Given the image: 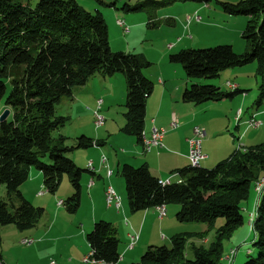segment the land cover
<instances>
[{
	"label": "trees",
	"instance_id": "trees-1",
	"mask_svg": "<svg viewBox=\"0 0 264 264\" xmlns=\"http://www.w3.org/2000/svg\"><path fill=\"white\" fill-rule=\"evenodd\" d=\"M186 1L207 0H146L126 3L123 9L147 11L149 24L157 25L161 20L156 12L161 6ZM221 4L229 15L247 17L242 33L246 49L236 52L231 44H220L168 55L171 63L182 65L190 83L181 93L182 99L194 106L232 99L244 90L224 91L198 80L218 78L226 69L255 63L260 103L264 98V0ZM103 18L100 10L87 9L78 0H0V101L5 98V108L12 115L0 123V183L6 187V196H0V228L31 229L44 215L42 206L32 204L19 191L33 167L42 172L45 190L50 193L58 191L67 175L73 192L63 203L70 213L79 208L84 169L69 153L92 147L97 141L84 134L71 137L63 133L68 117L56 111L62 98H71L75 88L96 74L124 75L126 111L121 131L142 142L146 99L154 88L143 69L152 62L142 54L114 52ZM119 172L133 212L175 203L180 206L176 218L181 223L206 224L211 229L222 221L215 238L206 241L208 246L192 245V257L184 249L193 234L184 232L171 237L169 246H148L131 264H219L222 241L243 224L242 202L248 199L252 185L264 179V141L234 151L211 168L189 164L176 171L180 182L160 183L146 163H124ZM254 208L250 223L257 254L248 253L243 264H264V187ZM86 239L95 260L110 264L120 260L119 238L111 222L96 221Z\"/></svg>",
	"mask_w": 264,
	"mask_h": 264
},
{
	"label": "crops",
	"instance_id": "crops-1",
	"mask_svg": "<svg viewBox=\"0 0 264 264\" xmlns=\"http://www.w3.org/2000/svg\"><path fill=\"white\" fill-rule=\"evenodd\" d=\"M78 1L82 2L84 0ZM187 2L188 1L181 3L184 4ZM235 2H238V0H235ZM204 5L209 7L208 3H205ZM204 5L198 6L195 9V15H193V17L189 15L186 16V21L188 23L191 22L190 26L193 25L192 21L201 22L205 20V17L200 15L202 11L204 12ZM215 11L217 17L219 16L220 20L225 23V25H227L228 27H232L231 33L227 34V36H223L221 42L231 44L232 46H235V44L239 45V41H242L241 39L243 38L242 33L245 28L244 26L246 25L247 17L243 15H229L227 12H225V10H223V8L216 9ZM159 13L160 12L158 10L156 12V18H158L159 20H164L166 17L159 16ZM205 13L208 12L206 11ZM165 21L173 22L175 24V19H171V17H167V20ZM129 30L125 33H129ZM189 37L191 39H194L195 35L192 34ZM166 67L168 69H172V66ZM169 72L170 71H165L159 68L158 71L154 72L152 75L148 76L146 74L148 78L153 81L152 83H154V88L152 93L148 95L146 99L144 131L146 132L145 134L148 135L153 126L164 128L165 133H163L164 136L162 139V146H153L149 150H146L143 143L139 142L135 136H130L129 134H125L121 131V127L124 125L125 119L124 122H122V126L117 132L111 131L107 128V124L105 123L107 119H105L104 125L102 126L103 129L100 130V128L102 127L94 128L93 125L89 122L88 123L90 125L87 128L84 127V124H81L85 118V116H83V112L73 113L71 111V113L67 115L68 122L72 123L73 127L75 124L74 120L79 119L81 123L79 124L80 126L74 128V130H68L67 128H64L62 130L63 133L71 137H79V135L84 134L87 137H91L96 140L97 143L92 147L79 148L76 150H72V152L69 153V156L74 160L75 164L84 169L80 180V206L74 214L79 213L84 204L88 205L89 211L86 214L87 216L78 218L79 224L82 226V230L75 233L73 238H80L79 240H77V242H79V245L74 248V251L73 253H71L68 262H65L63 264H88L83 261L86 253L90 251V245L88 241H86V235L91 231L94 223L101 219L109 221L113 224V227H115L117 232V237L119 238L118 253H120V260L114 264H131L132 262L138 261V256H141L143 254V251H145L148 246L154 245L155 242H157L155 240H158V242H163V244L167 245L166 241L168 240V236H170V234L171 236H174V234L184 232L182 231V228H185L187 230L186 226H191L193 229L199 228V226H194L190 224V222L181 223L177 220L176 213L178 212L177 210L180 209L179 204H174L173 207L169 206V204L166 205V215L162 218L159 217V213L157 212L158 210L156 207H151L147 210L145 209L135 212L131 211L129 209V206H127L128 201L126 204V202L123 201V196H120L116 189L122 188V186L125 185V180H123L124 178H122V176L119 174L121 165H123L124 163H128L133 166H139L143 163H146L151 171V174L161 180L169 179L172 183L171 177H177L179 181L180 175L176 173V171L190 164V161L188 159V138L192 136L191 132L194 126L199 125L205 129V136L203 138V143L201 144V146L206 157H204L200 163V165L203 163L201 165L202 167H209L215 163L217 164L219 161L225 159L234 151L243 149V147H247V144H244L243 140L246 135H248L249 130L255 129L260 131V129H262V127L264 126L262 120L258 118L261 114L264 113V110H260L259 112V109L252 110L251 108L252 111H250L249 113V111L246 112L244 111V108L241 107L237 109L236 116L234 117V131H229V126L231 124L230 120L227 121V124H222V126H213V117L208 118L207 115L209 113H216L217 111H214L215 109L212 108L222 106V100L219 102L208 101L195 106L192 103L184 102L181 93H183L184 89L190 83L189 81H187L186 76H183L182 72H179V70L172 69V74H169ZM115 75L104 77L103 75L96 74L86 84L74 89L71 98H62L60 103L62 105H69L71 108H74L78 103H81V99H79L81 94H88L92 96V98H94V86L97 85L99 86V89H101L104 84H110L111 82H108L110 80L107 79H113ZM236 79L237 80L235 81L232 80V82L227 81L226 85L230 86L228 85V83H231L235 85V88L238 87L239 89H243V81H240L239 78ZM243 90V93H245L246 95L247 92H245V89ZM96 92L99 91L96 89ZM97 97L91 100V104L95 105L94 109L91 110L93 112V116L94 110H97L98 108ZM102 106L103 102L99 108V111L102 110ZM239 110L240 117H238L239 119H237L236 117ZM203 112H205L206 114H202ZM75 114H77L76 118H74ZM218 114L220 116L224 115L223 112H218ZM173 115H175L178 119L177 127L171 126V119ZM253 115H255L254 117L259 121H261V125L259 127H248L246 121ZM217 116V119H222L220 117L218 118ZM222 130H226L227 132H229V134L222 132ZM220 135L225 137L224 141L226 143L218 151L219 145H215L214 139H218ZM251 138V145L257 144L259 142L261 143L262 141H264V132L262 133L260 131V134L251 136ZM109 143L111 146L109 145ZM115 146H121V148L123 149L122 152L113 153L110 148H115ZM104 152H107L109 157L104 155ZM103 157H105V160H103ZM89 162L91 163L90 167ZM109 170H111V174H109ZM64 179L65 178H63L62 182L64 181ZM109 186H112V188H114L117 194L120 196L119 201L121 203L119 208H116L114 206L109 207L105 204V191ZM71 188L68 189V196H70L73 192ZM19 191L27 200H29V202H32V204L34 205L42 206L45 210L44 215L41 216L42 218L40 219V221L36 226H34L37 227L38 224L42 222L33 232L35 238L29 237L34 240V242H32L33 244H31L33 245L32 247L39 249V251L43 253V249H48V242L51 241V239L53 238L52 234L54 233L55 228L57 229L58 227V218L61 213L62 205L65 206V203L63 202L66 197H60L61 199H59L58 197V200L56 202L58 204V207H56L53 211L49 210L48 204L55 202V198H53V201L46 200L47 198H43L49 194L55 195L57 192L50 193L45 190L42 172L34 167L30 170L29 178H27V180L19 187ZM30 196H34V198H36L39 203H34L30 199ZM40 198H42L43 200ZM60 201H62V204L58 203ZM111 208L117 209L118 212L120 210L121 216L120 214H115L111 210ZM164 232H166L167 235ZM129 234L138 236L137 241L132 248H130ZM235 257L234 260L236 259ZM234 260H232V264H234ZM223 261L225 260L222 259L221 262Z\"/></svg>",
	"mask_w": 264,
	"mask_h": 264
},
{
	"label": "rangeland",
	"instance_id": "rangeland-1",
	"mask_svg": "<svg viewBox=\"0 0 264 264\" xmlns=\"http://www.w3.org/2000/svg\"><path fill=\"white\" fill-rule=\"evenodd\" d=\"M143 1L146 0H84L81 3L84 4L85 8L87 9H98L102 12L104 16L103 19L106 21L108 28L107 33H109V46L114 52L124 51L127 53L129 52L137 53L140 55L142 54L144 55V57H147V59L152 62V65L150 67L143 69V73L145 75H152L154 72H157L160 68L165 71H170L169 74L173 73L172 69H177L179 70V72H182L183 76H185L184 70L182 69V65L180 63H171L169 61L168 55L182 49H203L215 47L220 44H228L225 42H221V39L223 36H227V34L231 33L232 27H228L227 25H225V23L220 20L219 16L217 17L215 10L223 8L221 2L236 3L235 0H207L204 3L198 1H188L184 4L178 2L166 4L159 8V16H164L166 18L164 20H161L157 25L149 24L150 19L148 18L149 13L147 11L123 9V5H125L126 3L134 5L137 3L139 4ZM155 1L162 2L165 0ZM205 3H208L209 7L204 5ZM203 5L205 9L204 12L202 11L200 13V15L205 17V20L201 22L192 21L193 25L190 26L191 22L188 23L186 21V16L189 15L193 17V15H195V9L198 6ZM206 11L208 13H205ZM167 17L175 19V24L173 22H166L165 20H167ZM117 19L123 20L125 22V24L130 28L129 33L123 32L124 28L117 24ZM192 34L195 35L194 39H191L189 37ZM241 40L242 41H239V45H233L236 52H243L245 50L246 41L243 40V38ZM169 44H173V47H169ZM255 65V63H250L243 67L226 69L221 73L220 77L218 78H204L198 80L201 81L203 84L216 85L224 91H231L233 89L230 86L226 85L227 81L232 82V80L235 81L237 80L236 78H239L240 81H243L242 88L244 87L243 89H245V92H247L246 95L245 93H239L232 99H223L221 101L223 104L222 106L212 108L215 109L214 111H217V114L209 113L207 117H213V126H222V124H227V121L230 120L231 124L229 126V131H234V117L236 116L237 109L239 107L244 108V111H249V113L252 110L259 109V112L260 110H264V98L260 103L257 102L260 91L258 90V79H256L257 76L255 74ZM166 66H172V69H168ZM107 80H110L108 82H111V85L109 83L107 85L106 83L101 89H99V86L97 85L94 86L95 97L99 96L97 97V99H102L103 101L102 110L100 111L101 114L104 115L105 119H107V121L105 122L107 124V128L111 131L118 132L119 128L123 124L122 122H124L125 119V96L127 91L125 78L124 75L119 72L116 73L113 79ZM8 88L6 94L9 93ZM96 89L99 92H96ZM95 97L92 98V96L88 94H81V96L79 97V99H81V103H78L74 108H71L69 105H62L61 103L57 104L56 112H58V114L60 115L67 116L72 111L73 113L83 112V116H85L84 121H82V123L79 119L74 120V127L72 123L67 122L64 128H67L68 130H74V128L80 126V123L84 124V127L86 128L90 124H92L95 128L96 126L93 123L95 119L92 114L93 112L91 111L95 107V105L91 104V100L95 99ZM3 100H5V98ZM3 100L0 101V114L3 113V111L6 109ZM218 112H223L224 115L220 116ZM202 114L206 113L203 112ZM11 116L12 115L10 114L8 118H11ZM76 116L77 114H75L74 118H76ZM216 116L222 119H217ZM258 118H260L264 123V113L261 114ZM101 129H103V127L100 128V130ZM226 130H222V132L229 134V132H227ZM260 131L262 133L264 132V126L262 127V129H260ZM260 131L250 129L248 135H246L243 140L244 144H247V146L251 145V136H256L260 134ZM222 135H220L218 139H214L215 145H219L218 151L226 143L224 141L225 137H223ZM68 144H71V140H68ZM110 149L113 151V153H120L123 150L121 146H115V148ZM104 153V155L109 157L107 152ZM215 164L206 168L214 167ZM63 177L65 179L61 183L57 193L55 195L49 194L43 198H47L46 200L51 201H53V198H55V202L48 204L49 210L51 211L58 207V204L56 203L58 197L59 199H61L60 197H68V189L71 188L69 178L67 177V175ZM171 178L172 182L178 181L177 177ZM124 186L125 185H123L122 188L116 189L118 194L120 196H123V201H125L127 204L126 189L124 188ZM263 187H261L260 182L253 184L250 189V195H248V199L242 202L241 213L243 215V224L239 226L233 232V234H231L229 239H224L222 241V259H224L225 261H220L219 264H232V262H228V259H226L227 255L230 253L231 250H235L237 253V255L235 254L236 257L234 256L236 259L234 260L233 258L234 264H243L245 260L248 259V253H250V255L252 256H255L257 254V248L253 245L255 235L253 234L254 232L249 221L252 220L251 214L253 216L258 194L261 192ZM5 191V185L0 183L1 197L6 196ZM30 197V199L34 203H39L38 200L34 198V196ZM105 204L107 206V203ZM174 204L175 203L169 204V206L173 207ZM111 210L115 214L121 213L120 210L118 212V210L114 208H111ZM88 211L89 208L87 204H84V206L81 208V211H79V213L77 214L70 213L66 209V207L62 205L61 213L58 218V227L57 229L55 228L54 233L52 234L53 238L51 239V241L48 242V249H43V253L40 252L39 249L32 247L33 245L31 244H33L32 242H34V240L32 238H29H35L33 232L36 228H38V226L42 222H40L37 227L31 228V230L28 229L23 231H18L17 228L13 225H7L5 227L2 226L0 228V264H51L52 262H54L55 264H63L65 262H68V259L71 253H73L74 248L79 245V242H77V240H79L80 238H73L75 233L82 230V226L79 224L78 218L82 216H87L86 214L88 213ZM221 222V220L216 222V225L211 229H209L206 224L200 223H190L194 226H199V228L197 229L194 228L195 230L191 226H186L187 230L185 228H182V231L186 233L191 232V234H193L186 241V247L184 250L186 251L187 256L192 257V250L190 248L193 244L196 246H208L206 241H210L215 238L214 234H216V229L222 224ZM164 233L166 234V232ZM200 235L204 237H201ZM171 237L174 236H171L170 234V236H168V240L166 241L168 246L171 245ZM155 241L157 242H155L154 245H163V242H158V240ZM138 257L140 259L141 256Z\"/></svg>",
	"mask_w": 264,
	"mask_h": 264
},
{
	"label": "built area",
	"instance_id": "built-area-1",
	"mask_svg": "<svg viewBox=\"0 0 264 264\" xmlns=\"http://www.w3.org/2000/svg\"><path fill=\"white\" fill-rule=\"evenodd\" d=\"M118 24L121 25L124 28V32H127L129 30V28L124 24V22L120 19L117 20ZM173 44H169V47H172ZM228 85H230L232 87V89L235 88V85L228 83ZM102 99H98L97 103H98V108L97 110H94V119L95 121L93 122L96 126V128L102 127L104 125L105 122V117L104 115L101 114V112L99 111V108L102 104ZM255 115L251 116L250 119H248L246 121L248 127H259L261 125V121H259L257 118L254 117ZM238 117H240V110L238 111V115H237V119H239ZM177 117L175 115L172 116L171 119V126L172 127H177L178 126V121H177ZM205 129L199 125H196L193 127L192 129V136L188 138V146H189V152H188V159L190 161V164L192 166H200L201 161L203 160L204 157H206L203 153L202 150V146L201 144L203 143V138L205 136ZM146 132L142 131L141 138H142V143L144 145V148L146 150H149L151 147L153 146H162V139L165 133V129L161 128V127H156L153 126L150 133L148 135L145 134ZM103 160H105V157H103ZM91 166V163L89 162V167ZM109 174H111V170H109ZM180 178L179 181L180 182ZM261 183V187L264 186V179H261L260 181H258L257 183ZM92 183V182H91ZM160 183L162 184H168L171 183V181L169 179L167 180H161L160 179ZM105 195H106V203L107 205L110 206H114L116 208L120 207V196L117 194V192L115 191L114 188H112V186L107 187L106 191H105ZM62 201L58 202L59 204ZM157 212L159 213V217H163L166 215V205L161 204L160 206L158 205L157 207ZM253 217V216H252ZM129 240H130V248H132L135 244V242L137 241L138 236H134V234H129ZM93 252L89 251V253H87V255L83 258V261L85 263L88 264H110V263H104V262H100L97 261L93 258ZM236 254L235 250H231L230 253L227 255L228 262H232L234 256ZM51 264H55L54 262H52Z\"/></svg>",
	"mask_w": 264,
	"mask_h": 264
},
{
	"label": "water",
	"instance_id": "water-1",
	"mask_svg": "<svg viewBox=\"0 0 264 264\" xmlns=\"http://www.w3.org/2000/svg\"><path fill=\"white\" fill-rule=\"evenodd\" d=\"M9 113H11L9 108H6L3 113L0 114V123L1 121H4L8 118V116L10 115Z\"/></svg>",
	"mask_w": 264,
	"mask_h": 264
}]
</instances>
